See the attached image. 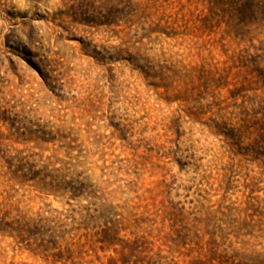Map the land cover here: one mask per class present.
I'll use <instances>...</instances> for the list:
<instances>
[{
    "label": "rangeland",
    "instance_id": "rangeland-1",
    "mask_svg": "<svg viewBox=\"0 0 264 264\" xmlns=\"http://www.w3.org/2000/svg\"><path fill=\"white\" fill-rule=\"evenodd\" d=\"M0 264H264V0H0Z\"/></svg>",
    "mask_w": 264,
    "mask_h": 264
}]
</instances>
